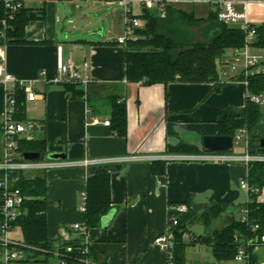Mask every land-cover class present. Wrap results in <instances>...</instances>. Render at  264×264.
Segmentation results:
<instances>
[{"label": "crops", "instance_id": "crops-1", "mask_svg": "<svg viewBox=\"0 0 264 264\" xmlns=\"http://www.w3.org/2000/svg\"><path fill=\"white\" fill-rule=\"evenodd\" d=\"M110 1L117 5L115 0ZM60 3L61 0H45L26 4L44 8V18L32 20L26 26L22 42L0 43V64L15 79L33 83L37 98L26 99L27 119L23 123L30 126L33 139L46 138L47 153L65 152L70 162L98 158L114 161L56 167L37 173L49 183V240L57 244L63 227L85 223L81 205L87 179L109 173L113 201L110 211L114 214L105 223L101 219L98 226L88 229L93 252L107 264H167L165 252L154 241L167 229L171 207L187 204L201 210L220 203L227 206L226 216L235 215L238 210L236 218H241L250 196L240 186L241 179L248 174V166L240 161L163 158L159 161L166 163L155 164L149 157L203 154L206 151L203 136L218 134L217 121L224 107L245 106L247 88L241 79H233L235 75L230 72L221 78L218 92L212 91L213 83L174 81L148 86L128 82L125 47L116 45V38L104 35L107 26L109 33L115 28L121 34L122 19L114 20L115 16L100 14L98 10L94 13L96 20L77 28L70 26L73 21L70 10ZM249 15L252 18L258 14L249 8ZM101 21L106 23L94 30ZM87 27L85 33L83 29ZM4 28L5 22L1 20L0 39ZM95 34L102 38H96ZM112 39L113 43H108ZM59 46L62 60L72 58L82 77L88 76V83L82 77L59 80ZM114 94L126 99V136L113 133L110 123H106L110 121V96ZM4 103L5 86L0 83V158ZM161 168L164 171L157 172ZM258 200L264 203V190ZM70 235L75 237L76 233ZM50 256L57 264V258ZM249 257L255 264L264 262V247L253 248Z\"/></svg>", "mask_w": 264, "mask_h": 264}, {"label": "trees", "instance_id": "trees-1", "mask_svg": "<svg viewBox=\"0 0 264 264\" xmlns=\"http://www.w3.org/2000/svg\"><path fill=\"white\" fill-rule=\"evenodd\" d=\"M44 18V8L24 7L12 19L8 18L4 4L0 1V21L6 20L7 27L3 31L0 43L22 42L25 37L26 26L36 19ZM144 28L139 30V38L130 41L125 47V68L128 82L153 85L168 84L174 81L185 83H213V92L221 89V69H226L223 63L225 52L244 44V33L236 28L218 21L214 12L209 11L206 17H199L193 11L181 7H170L166 17H160L156 12L148 11L143 19ZM202 38L197 39L193 27L202 26ZM257 46L264 47L263 27H257ZM116 44V42L114 41ZM151 48L157 49L155 51ZM243 79L242 76L233 79ZM89 85V84H87ZM249 90L252 93L264 92V75L252 76L249 79ZM16 121L26 122V92L17 86ZM110 126L113 133L127 135L128 114L126 99L119 95L110 96ZM218 134L235 136L241 128L247 129L249 153L263 155L264 147V108L247 98L242 108L224 107L217 121ZM19 151L47 152V140L20 139ZM223 152V151H219ZM156 161L155 164H162ZM166 163V162H163ZM164 171L163 168L157 172ZM40 173L20 174L19 186L22 192L29 197L22 205V215L15 226H20L23 232V242L33 248L26 249L32 252L34 260L50 256V251H65L68 245L75 250L81 246L80 237L70 241L54 244L49 240L47 229V205L49 183ZM248 182L257 191L250 192L249 200L244 208L249 210V223L242 222L235 215L227 216L224 226L214 228L210 234L197 237L191 232L192 226L201 224L210 225L224 213L227 206L213 203L201 210L188 205L185 213L177 212L179 223L175 227L174 264H189L187 250L190 246L202 244L210 246L215 264H230L235 258L238 248L247 238L264 234V203L259 202L258 196L264 190V161L254 160L248 164ZM87 203L85 224L88 228L100 224L103 216L112 209L111 176L109 173H99L87 179ZM175 211H170L169 215ZM252 224H258V232H253ZM188 236V238H187ZM57 245V246H56ZM253 247H249L251 252ZM92 251V257L99 264H107L106 260ZM46 259V258H45Z\"/></svg>", "mask_w": 264, "mask_h": 264}, {"label": "built area", "instance_id": "built-area-1", "mask_svg": "<svg viewBox=\"0 0 264 264\" xmlns=\"http://www.w3.org/2000/svg\"><path fill=\"white\" fill-rule=\"evenodd\" d=\"M6 9L8 18H14L19 11L26 7L27 3L45 1V0H0ZM122 12V32L115 39L116 45L126 47L130 41H135L139 38V30L144 28V17L148 11L156 12L160 17L164 18L167 15V10L170 7H176L181 4H203L209 7L211 12H214L217 19L221 23H225L231 27H236L244 33V44L240 47L230 49V55L225 56L224 64L228 67L230 73L236 76H242L243 83L247 90V98L253 102L260 104L264 108V92L252 93L249 90V79L252 76L264 75V57L260 54L251 52V47L257 41L258 29L255 22L249 15V6L252 3H264V0H115ZM5 28L7 27V21ZM3 29V31L5 30ZM58 71L59 80H73L82 77L81 72L75 65L72 58L67 61L62 60V47L59 46ZM220 75L226 77L227 69H221ZM84 83L89 82L88 76H83ZM0 83L5 86V105L2 120V135H3V156L0 158V255L1 264H19L20 262L32 260V252H27L26 249L33 248L26 245L24 242L17 241L10 237V232L14 229L15 223L22 215V205L29 199L19 186L21 179L20 174L36 173L39 171H47L56 167H65L73 165H89L93 163H103L114 161L111 158L85 159L80 162H70L64 160H25L22 153L19 151L20 139H33L30 126L26 123L16 121L17 98L15 89L17 86L24 88L26 99L33 101L37 98V94L32 89V82H24L15 79L9 74L4 66L0 64ZM110 123V121H106ZM234 146L240 145L245 139L244 154L238 155L228 151H205L201 155L181 156L168 155L165 157L152 156L149 159L159 161L163 160H196L209 162H244L247 166L249 162L254 160L264 161L263 155H251L249 153L250 136L245 128H241L235 136ZM137 157L135 159H140ZM119 160V159H117ZM162 160V159H161ZM247 176H244L240 181V186L248 192L257 191L252 188L248 182ZM87 192L83 193V202L81 205L82 211L86 212ZM189 209L187 204H178L171 207L170 211H175L169 215L167 229L155 238L154 243L165 252L167 256V264H174V249H175V227L179 220L177 212L185 213ZM169 211V212H170ZM249 210L242 209V222L249 223ZM88 227L85 223H72L68 227H63L58 239V243L67 242L73 239L70 234L75 232V237H80L81 241L77 249L72 245H68L65 251L60 252L55 249L50 251L49 255L57 258V264H99L92 257V248L87 237ZM253 232H258L259 225L252 224ZM57 243V244H58ZM57 246V245H56ZM249 247H264V234L256 235L252 238H247L238 248L235 258L230 264H255L250 260L248 251ZM264 264V262L259 263Z\"/></svg>", "mask_w": 264, "mask_h": 264}, {"label": "rangeland", "instance_id": "rangeland-1", "mask_svg": "<svg viewBox=\"0 0 264 264\" xmlns=\"http://www.w3.org/2000/svg\"><path fill=\"white\" fill-rule=\"evenodd\" d=\"M110 0H61V5L62 8L66 5L67 9L70 10L69 16L73 17L72 24L70 26H76L78 27H84L86 23H88L89 20H96L98 17L94 14L97 13L98 10H100V14H105V15H110V16H115L114 20L122 19V12L120 8L113 3H110ZM74 6H78V8L75 9ZM177 7H181L187 11H193L195 15L199 17H206L208 15L209 7L207 5L203 4H181L178 5ZM250 9H254L256 14L254 15L251 19L255 22L257 27H263V33H264V4H251ZM80 16V18H78ZM65 20V17H63V21ZM104 23L101 21V23H97L95 25L96 30L98 27L103 26ZM206 24L203 23L202 26H195L193 27V30L195 31L196 38L201 39L202 38V27ZM107 26V24L105 25ZM88 27L83 29L84 32L86 33ZM106 37L109 35L111 38H117L120 35V32H118L117 29L113 28L111 32H108V26L105 30ZM87 35H85L86 37ZM96 38H102L98 34L94 35ZM257 41L255 40V43ZM108 43H113V39L109 40ZM251 52L260 54L264 57V47H259L257 45H254L251 47ZM226 56L230 55V49H228L225 52ZM227 71H229L227 67ZM244 146H245V139L242 141L240 145H235L234 149L228 151V152H234V153H244ZM240 211V210H239ZM239 212L236 210L235 216L238 217ZM228 220L226 213H224L221 217L217 218L211 225L210 227L204 226L201 224H196L192 227H190L191 232L193 237H197L198 235L202 234H210L214 228H219L221 229L224 226V223ZM10 237L12 239H15L17 241L23 242V232L20 226H15L14 229L10 232ZM188 254V261L189 264H215V259L212 254V249L210 246L202 245V244H197L194 246H190L187 250ZM40 262H35V261H23L20 262L19 264H54L55 258L54 257H49L48 259H45V257H41V260H37Z\"/></svg>", "mask_w": 264, "mask_h": 264}, {"label": "water", "instance_id": "water-1", "mask_svg": "<svg viewBox=\"0 0 264 264\" xmlns=\"http://www.w3.org/2000/svg\"><path fill=\"white\" fill-rule=\"evenodd\" d=\"M155 51L157 49L151 48ZM261 145L264 147V139H262ZM234 147V139L231 135L221 134H206L203 136V148L209 152L215 151H230ZM25 160H43L45 158L50 160H64L67 158L65 152H40V151H25L22 153ZM114 214V211H110L107 215L102 217L103 223L105 219H110Z\"/></svg>", "mask_w": 264, "mask_h": 264}]
</instances>
